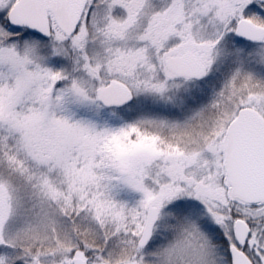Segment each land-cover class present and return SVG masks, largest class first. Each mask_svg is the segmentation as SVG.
I'll use <instances>...</instances> for the list:
<instances>
[{
    "label": "snow or ice",
    "instance_id": "6c2138e0",
    "mask_svg": "<svg viewBox=\"0 0 264 264\" xmlns=\"http://www.w3.org/2000/svg\"><path fill=\"white\" fill-rule=\"evenodd\" d=\"M0 264H264V0H0Z\"/></svg>",
    "mask_w": 264,
    "mask_h": 264
}]
</instances>
